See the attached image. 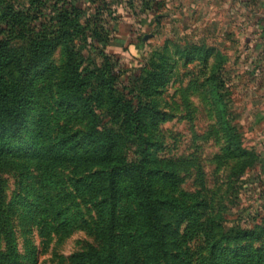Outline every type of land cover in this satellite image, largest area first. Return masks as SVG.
Segmentation results:
<instances>
[{
  "label": "rangeland",
  "instance_id": "374dc122",
  "mask_svg": "<svg viewBox=\"0 0 264 264\" xmlns=\"http://www.w3.org/2000/svg\"><path fill=\"white\" fill-rule=\"evenodd\" d=\"M130 1L85 3L82 23L89 24V29L112 30L113 39L104 48H84L82 54L87 63L102 66L106 74L109 64L116 66V87L122 82L131 84L128 88L137 85L149 102L145 133L151 154L160 159L155 189L159 198L177 201V208L170 209L168 202L164 205L166 218L178 222L173 223L170 238L177 228L183 231L179 220L192 204L186 193L196 187L219 191L224 225L262 232L264 78L253 68V56L237 23V2L152 0L154 12L137 14L131 11ZM135 1L140 10V0ZM56 42L45 66L56 68L57 79L48 83L46 78L37 79L28 131L35 140L38 136L49 141L68 131L86 143L97 142L98 134L90 128L97 125L100 129L106 108L94 106L91 116L74 96L65 95L58 81L65 71L68 43L61 35ZM19 44L25 47V42ZM106 79L101 77L99 88ZM67 104L75 107L68 113L62 110ZM97 117L100 121L92 122ZM63 123L68 124L60 126ZM26 165L20 178L3 175L20 248L15 264H90L85 260L87 249L97 242L88 226L91 218L86 208L72 205L80 202L78 198L65 200L72 205L64 215L72 224L68 233L46 213L36 217L37 199L44 196L48 184H36L35 165L28 161ZM47 189L53 196L58 192ZM43 223L49 228L43 230Z\"/></svg>",
  "mask_w": 264,
  "mask_h": 264
},
{
  "label": "trees",
  "instance_id": "16d2710c",
  "mask_svg": "<svg viewBox=\"0 0 264 264\" xmlns=\"http://www.w3.org/2000/svg\"><path fill=\"white\" fill-rule=\"evenodd\" d=\"M97 1L17 4L0 0V264H15L20 256L3 175L22 177L26 161L35 165L36 184H48L44 196L37 199L36 217L46 213L68 233L72 224L64 215L69 208L75 204L86 208L97 242L87 249L85 260L90 264H264V227L257 232L224 225L222 197L215 187H196L186 193L192 204L179 220L183 231L177 228L170 238V229L178 222L166 218L164 205L168 202L170 209L177 208V201L159 198L155 189L160 159L151 154L145 133L149 102L137 85L128 88L131 84L122 82L116 87V66L109 64L106 74L102 66L87 63L82 54L84 48H104L113 39L112 30L89 29V24L82 23L85 3ZM135 2L130 1V9L137 14L156 10L152 0H140V10ZM60 35L68 43L65 71L58 81L62 91L74 96L90 115L94 106L106 108L105 120L92 121H100V129L97 125L90 128L98 134L97 142L86 143L68 131L49 141L38 136L35 140L28 131L37 79L46 78L47 83L57 79L56 68L45 63ZM19 42H25V47H19ZM103 76L107 77L104 89L99 88ZM73 108L67 104L62 110L68 113ZM47 188L58 192L53 196ZM75 198L80 199L78 204H67ZM42 228L49 224L43 223Z\"/></svg>",
  "mask_w": 264,
  "mask_h": 264
},
{
  "label": "crops",
  "instance_id": "0c3cea01",
  "mask_svg": "<svg viewBox=\"0 0 264 264\" xmlns=\"http://www.w3.org/2000/svg\"><path fill=\"white\" fill-rule=\"evenodd\" d=\"M238 24L247 50L252 55L253 68L264 78V0H235ZM248 53V52H247Z\"/></svg>",
  "mask_w": 264,
  "mask_h": 264
}]
</instances>
